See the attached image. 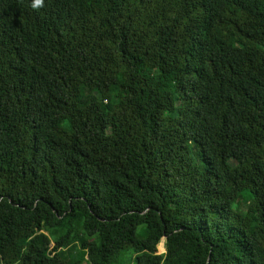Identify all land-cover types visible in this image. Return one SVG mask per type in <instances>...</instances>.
Here are the masks:
<instances>
[{
	"label": "trees",
	"instance_id": "1",
	"mask_svg": "<svg viewBox=\"0 0 264 264\" xmlns=\"http://www.w3.org/2000/svg\"><path fill=\"white\" fill-rule=\"evenodd\" d=\"M120 260L264 264V0H0V264Z\"/></svg>",
	"mask_w": 264,
	"mask_h": 264
},
{
	"label": "rangeland",
	"instance_id": "2",
	"mask_svg": "<svg viewBox=\"0 0 264 264\" xmlns=\"http://www.w3.org/2000/svg\"><path fill=\"white\" fill-rule=\"evenodd\" d=\"M161 244H162V243H161ZM161 244L158 245V248H157L158 253H163V252H164L163 244H162V245H161ZM119 264H127V263L124 262L123 260H120V261H119Z\"/></svg>",
	"mask_w": 264,
	"mask_h": 264
}]
</instances>
